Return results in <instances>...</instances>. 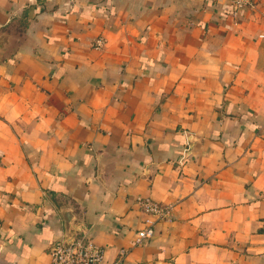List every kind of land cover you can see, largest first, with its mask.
I'll use <instances>...</instances> for the list:
<instances>
[{
	"label": "crops",
	"instance_id": "0c3cea01",
	"mask_svg": "<svg viewBox=\"0 0 264 264\" xmlns=\"http://www.w3.org/2000/svg\"><path fill=\"white\" fill-rule=\"evenodd\" d=\"M137 197L176 205L139 246ZM72 233L264 264V0H0V264Z\"/></svg>",
	"mask_w": 264,
	"mask_h": 264
},
{
	"label": "built area",
	"instance_id": "2783aa9c",
	"mask_svg": "<svg viewBox=\"0 0 264 264\" xmlns=\"http://www.w3.org/2000/svg\"><path fill=\"white\" fill-rule=\"evenodd\" d=\"M235 13L242 8L253 7L254 0H232ZM98 39L95 48H102ZM136 204L145 215L143 227L138 230L134 245L139 246L154 237L161 223L175 220V204H162L149 197H137ZM128 251L122 249L111 264H126ZM51 264H107L105 249L84 234H70L66 240L55 242L50 250Z\"/></svg>",
	"mask_w": 264,
	"mask_h": 264
},
{
	"label": "water",
	"instance_id": "95a60500",
	"mask_svg": "<svg viewBox=\"0 0 264 264\" xmlns=\"http://www.w3.org/2000/svg\"><path fill=\"white\" fill-rule=\"evenodd\" d=\"M73 234V233H72Z\"/></svg>",
	"mask_w": 264,
	"mask_h": 264
}]
</instances>
